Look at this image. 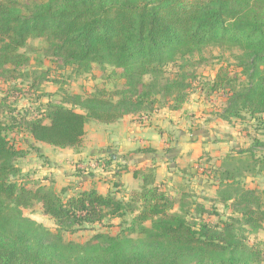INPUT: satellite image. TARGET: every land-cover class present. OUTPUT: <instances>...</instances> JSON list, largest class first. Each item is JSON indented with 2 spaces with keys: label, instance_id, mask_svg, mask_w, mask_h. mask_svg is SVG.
Wrapping results in <instances>:
<instances>
[{
  "label": "trees",
  "instance_id": "trees-1",
  "mask_svg": "<svg viewBox=\"0 0 264 264\" xmlns=\"http://www.w3.org/2000/svg\"><path fill=\"white\" fill-rule=\"evenodd\" d=\"M31 40L42 42L37 51L55 66L78 74L101 70L103 83H116L87 95L63 91L58 103L22 114L0 100V264H264V242L250 243L264 231V194L242 182L264 174L257 155L264 140L253 137L243 158L210 166L218 188L217 198H204L210 207L192 201L188 190L179 195L158 183L155 167L132 170L142 185L126 199L82 187L59 194L23 178L30 151L16 148L7 134L20 129L35 143L78 149L90 122L132 116L143 124L160 109L181 110L199 90L224 99L221 119H250L264 137V0H0V83L29 80ZM223 47L238 49L241 62L201 78L205 51ZM96 163L112 171L111 155ZM37 206L55 232L24 215ZM114 220H121L114 235L64 240Z\"/></svg>",
  "mask_w": 264,
  "mask_h": 264
},
{
  "label": "rangeland",
  "instance_id": "rangeland-1",
  "mask_svg": "<svg viewBox=\"0 0 264 264\" xmlns=\"http://www.w3.org/2000/svg\"><path fill=\"white\" fill-rule=\"evenodd\" d=\"M29 45L27 52L32 58V63L27 68V72L31 74L29 80L18 83H0V100L11 103L10 109L14 110V114H22L28 108L37 110L41 104H47L49 101L58 103L60 100L59 96L62 95L63 91L87 95L93 93L97 86L104 84H108L109 90L114 88L115 79L110 80L108 83H103V78L106 75L101 70H94L91 74L74 73L72 69L55 66L48 59L42 57L37 51L42 46L40 40H31ZM204 56L205 62L198 67L197 72L201 78L207 79H213L221 69L225 68L229 70L230 66H234L235 68L242 60L241 52L238 49H229L228 47L210 48L205 51ZM230 76L232 75L230 74ZM55 94L59 95L53 99L52 97ZM223 101L224 99L218 96L208 99L204 91L198 90L193 93L181 110L170 111L166 108L160 109L150 118L152 120V118L157 116L156 114L159 115V118L154 121L159 124L161 121L163 122L158 127L161 133L166 136V142L175 143L176 134L172 136V132L177 131L179 136L177 145H180V149L177 152L176 150L170 152L173 149L166 147V158L168 161L172 160V165L177 169V171L170 175L173 180V184L170 185L171 190L178 193L188 190L192 201L202 202L210 207L213 203L208 200L217 198L218 190L217 186H214L213 173L210 166H221L225 165L229 159L243 158L240 152L250 148L253 137L264 140L263 135L257 133L255 129L256 123L250 119H246V121L233 119L230 122L221 119L219 117V110L222 108ZM7 119L10 120V118ZM150 119L145 122L150 121ZM166 121L167 123H165ZM92 127V122L88 123L83 144L78 149H71L65 152L56 149L52 150L46 144L35 143L23 130L15 129L9 131L7 134L11 144L18 149L30 151L27 159L21 163L23 178L32 183L40 182L51 185L57 193H64L66 195L71 194L72 189L75 188L84 187L88 189L92 188V186L94 188V185L89 186L85 183L88 182L87 178L93 180L95 175H118V170L114 173L112 172L115 169L107 171L109 166L106 169L101 166V171H96L94 165L98 166L96 162L99 155L97 147L94 146L95 141L90 138ZM179 132L183 133L184 136H181ZM184 148H187V151L185 149V155L187 154L185 158L180 156ZM41 152H47L45 153L47 157H40ZM48 154L52 157L48 156ZM257 155L264 160V151L258 150ZM43 157L49 160L50 163L45 161ZM37 161L41 162L39 164L40 169H36L35 162ZM51 162H57L56 164L58 165L53 167L55 169L57 167L59 175L53 176V174L57 173H50L48 170L51 167L45 169V164L50 165ZM43 163H45V166ZM198 164H202L205 167L201 168ZM61 167H63V170H61ZM33 170H37L38 173L33 174ZM84 171L87 174L84 176L80 175V172ZM164 181L169 184L168 178ZM242 182L245 187L256 189L264 194V174L246 175L242 179ZM103 185H101V188L106 190ZM216 207L221 208L222 205L217 204ZM227 213L229 211L225 214ZM24 215L44 225L52 232L56 231L53 220L44 216L38 206L33 209L24 210ZM213 220H216V218ZM120 222L121 220H114L107 227L83 228L74 234L66 233L63 237L65 241L84 243L99 232L111 235L116 234L120 230ZM258 242H264V231L250 237L251 244Z\"/></svg>",
  "mask_w": 264,
  "mask_h": 264
},
{
  "label": "crops",
  "instance_id": "crops-1",
  "mask_svg": "<svg viewBox=\"0 0 264 264\" xmlns=\"http://www.w3.org/2000/svg\"><path fill=\"white\" fill-rule=\"evenodd\" d=\"M156 115L157 116L155 118H152L153 121L150 119V121L145 122L143 124L136 122L132 116H126L120 121L110 125H103L96 122H92L93 127L90 138H92L95 141L94 146L97 147L98 149L97 153L99 157H106L107 155H111L113 158V163L111 164V170L115 169L112 173L116 172L117 170L119 172L118 175L110 174L111 176H109V174L95 175L93 180L91 178H87L88 182L85 183L88 184L89 186L94 185L95 186L94 188L103 195H106L111 192H115V194H117L118 197L126 199L128 198L130 192L139 191L142 185L140 180L135 179L133 177L132 170L155 167L156 181L158 183H164L165 182L164 180L168 178L169 180L168 186L170 188V185L173 184V180L170 177V175L173 174L175 171H177V169H175V166L172 165L173 161L172 160L168 161V159L166 158L167 156L166 147L173 149L172 151L170 150V152H174L175 150L177 152L178 149H180L179 147L180 145H177V140L179 136L177 134V131L172 132L171 134L172 136L176 134L175 143H172L170 141L166 142V136L163 133H161L160 128L158 127L163 122L161 121L160 124L158 122L155 123V121L159 118V115L158 114ZM165 123H167V121ZM86 133H87V128H86ZM180 135L184 136L183 133H180ZM37 144H41V143H37ZM35 147H37V145H35ZM47 147H51L52 150L56 149L58 151H64V152L71 150V149L55 148L49 145H47ZM142 148H153L157 152L155 154L136 153L138 150ZM185 149L187 151V148H184V150L181 151L180 153V156H182L183 158L187 156V154L185 155L186 152ZM41 153H40V157L46 156L45 153L47 152L45 153L41 152ZM48 156L50 155L48 154ZM43 158L45 161H48V163H50L49 160L45 159V157ZM48 159L55 160L53 158H48ZM40 163L38 161L35 162L36 169H40L39 167ZM56 163L57 162L55 163L51 162L50 165L43 163V165L44 164L46 165L45 169L51 167V169L48 170L50 171V173H57V174H53V176L59 175L58 173L59 170L57 169V167L56 169L53 167L58 165ZM125 167L129 168L128 172L122 170V168ZM61 170H63V167H61ZM96 171L98 172L101 171L99 166L96 167ZM32 173L37 174L38 171L33 170ZM115 182H119L121 186L119 188H114ZM102 184H104L103 187L106 190H103L101 188ZM76 189L79 188L72 189V193H74ZM178 194L180 195L181 193Z\"/></svg>",
  "mask_w": 264,
  "mask_h": 264
},
{
  "label": "built area",
  "instance_id": "built-area-1",
  "mask_svg": "<svg viewBox=\"0 0 264 264\" xmlns=\"http://www.w3.org/2000/svg\"><path fill=\"white\" fill-rule=\"evenodd\" d=\"M93 167V166H92ZM94 167H95V165H94ZM97 167V166H96Z\"/></svg>",
  "mask_w": 264,
  "mask_h": 264
}]
</instances>
